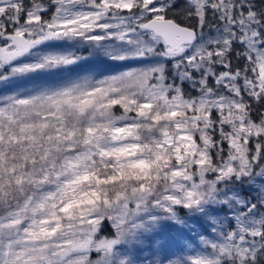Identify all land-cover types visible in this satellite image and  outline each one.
I'll use <instances>...</instances> for the list:
<instances>
[{"label":"snow or ice","instance_id":"snow-or-ice-1","mask_svg":"<svg viewBox=\"0 0 264 264\" xmlns=\"http://www.w3.org/2000/svg\"><path fill=\"white\" fill-rule=\"evenodd\" d=\"M257 179L264 0H0V264H99L102 221L213 204L234 226L190 264H264Z\"/></svg>","mask_w":264,"mask_h":264},{"label":"rangeland","instance_id":"rangeland-1","mask_svg":"<svg viewBox=\"0 0 264 264\" xmlns=\"http://www.w3.org/2000/svg\"><path fill=\"white\" fill-rule=\"evenodd\" d=\"M56 43L59 47L54 51H74L79 47L74 41ZM90 61L85 67L103 75L140 66L109 59L93 58ZM232 187V195L241 201L256 200L264 191V179H257L254 183L242 181ZM241 190L248 194L247 198ZM220 206H223V211ZM232 216L231 205L225 204L206 205L203 210L195 211L178 208L174 215L164 214L158 209L141 212L128 222L127 231L117 237L123 240L124 250L121 252L112 247L100 258L99 264H190L191 259L210 255L211 249L203 242L215 240L216 226L221 219L227 218V226L233 227ZM108 223L117 234L116 228ZM138 250L141 253L135 256L134 252Z\"/></svg>","mask_w":264,"mask_h":264},{"label":"trees","instance_id":"trees-1","mask_svg":"<svg viewBox=\"0 0 264 264\" xmlns=\"http://www.w3.org/2000/svg\"><path fill=\"white\" fill-rule=\"evenodd\" d=\"M99 59H101V60H107V58H106V57H103L102 54L99 56ZM90 60H93V58L90 57ZM131 63H135V62H131V61L126 62V64H131ZM241 194H242L244 197L248 196V194L245 193L244 190H241ZM246 198H247V197H246ZM220 210H221V211L224 210V209H223V206H220ZM108 222H109V221H107V220L101 222V228H100V232L98 233V236L101 237V238H106V239H117V234H116V232H114V230L111 228V226L109 225ZM118 241H119V242L116 243L115 245H113V247H114V248L116 247L117 249H120V251L122 252V251L124 250V248H123V240H119V239H118ZM106 252H107V251H102L101 253H96V252H94L92 255H93V258H94V259H96L97 257H99V260H100V258H101L104 254L106 255ZM140 253H141V251L138 250V251L134 252V255H135V256H139ZM123 261H125V260H122V262H123ZM122 262H121V263H122Z\"/></svg>","mask_w":264,"mask_h":264}]
</instances>
